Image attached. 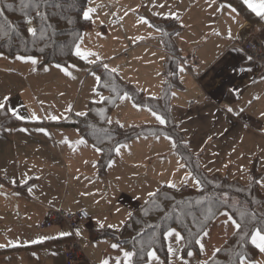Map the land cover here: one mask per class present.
<instances>
[{
	"label": "crops",
	"instance_id": "1",
	"mask_svg": "<svg viewBox=\"0 0 264 264\" xmlns=\"http://www.w3.org/2000/svg\"><path fill=\"white\" fill-rule=\"evenodd\" d=\"M210 4L211 6H209ZM222 4H230L235 8L228 1L215 0L213 3L212 0H194L190 5L182 8L179 19L168 15V18L176 20L179 25V30L174 36L176 48L174 53L165 48L162 31L160 32L164 47L161 50L164 52L161 63L162 75L161 79L155 83L157 87L154 86L153 91L149 92L148 96L159 97L162 94L168 62H176L178 68L183 65L185 71L180 73L178 70V83L172 87L168 100V117L151 106L146 105V107L155 110L167 120L166 125L161 126L163 132L152 133V136L159 140L160 144L153 151V157L156 154H166L168 148L169 151L173 152L177 162L186 165L179 173L180 183L177 186H181V179L185 173L192 171L176 147H172V142L165 138L172 137L164 131L169 123L177 125L183 132L189 145L188 149L198 158L201 166H203V162L206 164L208 161L218 165L219 159L224 155L227 159L232 158L237 167H241L244 163L250 164L256 155L258 157L264 155V116L261 115L264 113V67L253 62L252 59L249 60L248 57L251 55L242 49L240 43L244 39H257L262 43L264 50V19L256 16L252 11L255 17L245 18L236 8L235 13L231 12L229 8L217 11ZM229 29L231 30V38L228 35ZM217 32L219 35L215 34ZM96 68L98 69V66ZM172 93H175V96ZM129 96L133 98L130 94ZM227 107L233 108L234 111L228 113ZM240 109L243 111L241 112ZM173 112L180 114V117H174ZM155 122L157 121L155 120ZM21 123L22 121L13 125L2 126L0 133H3V129L7 127H10L11 131H15L16 125ZM49 129L54 136L64 135L66 137L68 133L70 135L72 133L75 138H83L87 141L86 146H78L80 149L77 148L69 160L68 165L72 167V171L68 174L67 189H71L72 194L65 196V198L70 196L68 206H61L59 209L66 211L87 210L83 204L74 205L79 200L84 202L91 208L92 212L96 213V216L90 215V220L84 223L86 229H84L85 233L82 234L85 239L82 240H85L86 245L88 242L89 248L95 246L96 249H99L107 245L111 247V244L119 241L108 237L91 238L90 231L94 228H100L95 223L101 222L97 215L108 220L104 225L114 224L118 219H126L121 225L122 227L132 213L149 198L148 193L156 192L161 186L167 185L174 173L169 174L167 167L164 168V172H159L156 175L146 172L138 174L136 172L135 168L139 163L128 161L124 151L141 149V144L146 139L139 138L141 135L125 141L126 143L130 142L128 147L122 148L119 155L115 152L114 157L110 160L114 161L113 166H107L105 172L102 173L98 164L101 153L97 155L96 159L89 161L87 150L93 142L85 138L78 128L69 126L67 128ZM162 134L163 136H161ZM208 136H212L213 139L208 141ZM3 137L0 135V149L6 142ZM58 141L61 140L55 138V143H53L55 147H58ZM163 146L165 148H162ZM65 147L67 146L65 145ZM233 148L236 149L235 152H232ZM213 153H218V155H213ZM243 156H247V159L238 161ZM263 168L264 166L259 167V169ZM255 172L257 173L256 170ZM263 175L264 173L261 172L259 177ZM3 182L5 183L4 179L1 180L0 184ZM188 185L195 188L191 182ZM0 196L12 202L10 207L14 208V211L24 199L34 201L42 209V217L48 214L51 209L31 194L25 195L21 191L18 192V188L14 185H11L10 188H0ZM41 223L36 228L26 224H16L10 222L9 213H0V242H2L0 245H5L0 249L17 248V251L0 253V264H66L68 246L73 242L84 246L76 231L66 236L61 235V233H69L68 230H62L55 226L41 231L40 229L44 228ZM81 230L83 231V229L78 230L80 234ZM228 237L222 242L224 243ZM11 238H14L12 241L14 243H8ZM2 239L7 241H2ZM213 242L214 240L211 243ZM8 244L18 245L6 246ZM25 244L34 245L18 248ZM122 245L128 248L125 244ZM213 246L217 245L210 246L209 250L212 251ZM83 252L85 261L81 264H98L93 263L87 257L85 247ZM37 253L41 255L38 261L32 257V254ZM95 260L99 261L98 259ZM253 260L255 261V259Z\"/></svg>",
	"mask_w": 264,
	"mask_h": 264
},
{
	"label": "rangeland",
	"instance_id": "2",
	"mask_svg": "<svg viewBox=\"0 0 264 264\" xmlns=\"http://www.w3.org/2000/svg\"><path fill=\"white\" fill-rule=\"evenodd\" d=\"M193 1L94 0V4L89 6L102 5V7L96 8L90 27L83 32L82 50L99 53L102 58V63L108 64L109 68H118L121 83L132 85L142 91L144 95L148 96V93L152 92L154 86H156V81L161 79V63L164 57V52L161 51L164 49L160 38L161 29L155 23L160 18H168V15L173 12L179 16L182 13V8L190 5ZM160 4H164L165 7H158ZM140 17H144L148 23H141ZM173 28L175 27L171 25L168 30L171 31ZM97 33L100 35H97ZM141 37L143 39H140ZM2 54L0 56V99H2L3 95L8 94L11 96L10 104L12 106L19 107L22 104L26 105L25 108H21L20 110L28 118L23 120L21 124L16 125L17 129L15 131H8L7 129L10 127H7L3 129V133H0L6 141L3 144V148L0 149V182L4 179L5 183L3 182V187L10 188L13 185L11 184V180L15 178L17 184L14 186L18 188V192L21 191L25 195H28V188L31 187L33 191L29 194L34 196L35 199L43 201L51 209L58 210L61 206L67 207V204L70 202V196L66 198L65 196L72 194L71 189H67L68 174L72 171V167L68 163L74 152L68 147H65V145L60 144L59 141L58 147H55L53 144L55 143V138L62 140L65 136H54L49 128H67L69 127L67 123L75 120L76 112H87L91 104L100 106L108 100H100L101 96L109 98L110 92L108 93L101 89L99 87L100 83L97 84L89 74V70H93L96 71L97 75H100L96 68L99 65L80 64L77 61L65 64L69 66V70L72 72V76L70 77L55 68L54 65L56 63H45L40 56H34L37 58L38 63L31 65L30 63L18 61L15 58L21 54ZM72 65H75V68H72ZM45 68H48V71H45ZM93 88L96 89V92H93ZM61 93H63L62 96L60 95ZM133 102H135L133 98L123 102L117 100L109 113V118L112 121L119 120L120 123L129 129L163 126L155 122V118L148 113L147 109L150 107L140 105V110H137L133 107ZM69 104L72 106V111L65 112ZM32 112H35L39 119L32 120L30 118ZM49 115L63 116L67 117V119L61 118L58 121H52L47 118ZM173 116L179 118L180 114L173 112ZM20 128H27L28 131L20 132L18 131ZM41 128H46L45 130L51 135L47 136L44 132L38 131ZM140 135L139 138H146L141 144L142 148L124 151V155L128 161L139 163L135 168L136 172L138 174L146 172L151 175H156L159 172H164V168L167 167L169 174L174 173L169 180L179 184V173L182 170L177 171L178 162L173 152L167 148L166 154H156L153 157V151L160 146L159 140L154 138L152 133H143ZM66 137L72 141L78 140L72 133L71 135L68 133ZM128 144L130 142H123L120 145ZM162 148H165V146ZM87 152L89 161L97 158L98 154L93 150L92 146L89 147ZM246 159L247 156H243L238 161H245ZM219 161L220 163L218 165H215L211 161L206 162V164L203 162L202 167L206 168L209 174L234 176L244 184L249 183L247 177L252 176L255 170L258 173L256 176L257 179L260 178L259 175H261V172L264 173V168L259 169V167L264 166V155L260 157L256 155L252 158L250 164L244 163L243 167L246 169L244 173L239 170L241 167H237L232 158L227 159L223 155ZM224 164H228V167L224 168ZM22 173H27L28 177H30L26 185L19 183L23 178ZM36 177H40V179H36ZM262 191L264 192V188H262ZM11 203L9 199L0 196V213H9L10 222L12 221L13 223L21 225L26 224L36 228L47 217V214L43 217L41 216L42 209L34 201L24 199L15 208V211L14 208L10 207ZM78 204H83L89 215L96 216V213L92 212L91 208L84 202L79 200L74 205L77 206ZM68 209L72 210L70 208ZM97 217L101 219L103 224L108 221L104 220L102 218L103 216L97 215ZM223 219L225 218L220 217L219 220L209 223L210 235L204 241L207 255H210L212 252L209 250L210 246L216 244L218 247H221L222 241L232 233V229L229 228L227 236L225 235L221 224ZM125 220L123 218L121 220L118 219L112 224L115 225L112 229L121 227ZM95 223L98 224L97 222ZM54 226L62 230L66 229L69 233L74 232L68 223L56 224L40 230L51 229ZM80 229H83V231L81 230L79 238L84 244L82 247H85L87 250V257L93 263L100 264L99 261L109 259L110 264H112L113 258L119 255L118 250H113L108 245L99 249H96L95 246L89 248L88 242L86 245L85 240H82L85 239L82 234L85 233V224H82L75 231L77 232ZM13 239L11 238L8 243H14L12 242ZM213 240L214 242L211 243ZM2 241L7 240L2 239ZM12 245L17 246L18 244H8L6 246ZM33 245L25 244L18 248L31 247ZM125 248L128 249L127 247ZM16 249H7L6 252L17 251ZM191 250L195 253L193 257H187L186 251L181 253L184 259L189 260V264H197L198 260L206 258L198 250ZM32 257L38 261L41 255L38 253L32 254ZM66 259V264H71ZM161 259H164L165 264H167L166 258L161 257ZM255 261L257 264H263L264 253H259ZM176 264H179V261Z\"/></svg>",
	"mask_w": 264,
	"mask_h": 264
},
{
	"label": "trees",
	"instance_id": "3",
	"mask_svg": "<svg viewBox=\"0 0 264 264\" xmlns=\"http://www.w3.org/2000/svg\"><path fill=\"white\" fill-rule=\"evenodd\" d=\"M222 1L230 2L245 18L251 19L255 17L251 10L243 3V0ZM56 2L57 0H48V3L42 6L41 11L47 14V19L41 20L35 16V11L33 9L36 0H25L27 7L21 4V0H0V29H2V31H0V37H3V31L8 32L7 37L0 38V53L40 56L45 63L54 62L68 64L77 61L80 64H85L86 62L72 54L70 48L73 45V41L76 40L77 34L82 37L83 32L91 25V20H84L78 15L81 4L86 3V0H63V8L53 7L52 5ZM28 15L33 17L31 26L37 28L36 36H31L27 32L28 25L25 21ZM69 20H71L72 23H69ZM155 25L162 31L165 48L169 52L174 53L176 50L174 36L179 30L177 21L170 18H160ZM171 25L175 28L169 31L168 28ZM72 50L74 51V49ZM98 69L102 77L99 87L108 93L110 92L108 100L100 106L91 104L86 112V116H76L75 120L67 123V125L78 128L82 135L93 142V144L99 143L97 137L104 135L101 129L107 131L111 135V140L105 138L104 143L100 144V147L103 148V152L101 153L98 164L101 172L104 173L109 161L115 155L114 147L119 143L128 141L143 133L159 134L163 132V128L158 126L129 129L125 127L120 128L116 123L108 124V114L115 104L111 102L115 97V93L111 91V87L114 86L118 89L120 94L124 92L129 93L138 104L151 106L159 113H163L164 116L168 117L167 106L171 89L178 83V64L173 61L166 64V81L162 94L159 97H149L144 95V93L136 87L121 83L118 73L109 74L101 65L98 66ZM106 83H109L110 86L104 87ZM101 111L104 113L103 117L100 115ZM19 122H21V120L12 118L10 114L5 115L0 112V127L13 125ZM164 131L176 141V150L181 154L193 175L211 182L205 185L206 193L212 192L213 190L220 191L221 189L219 188L214 189V186L221 185L223 190L228 191L230 196L234 199L241 203L247 202L246 206L249 208L259 207L258 205H253L251 203L252 200L264 203V192L254 181L244 184L234 176L209 174L206 168L201 166L198 158L190 152L188 148H185L183 143L186 142L185 136L177 125L169 123L167 129ZM257 175L258 174L254 171L252 175L254 180L257 179ZM177 187L179 189L178 191L168 188L167 185L161 186L157 190L158 195L155 198H148L142 203L121 228H94L90 231L91 238H112L125 244L130 249L133 238L137 237L138 234L147 237L153 231H159V228H157L158 225L160 228H163L165 223L173 227H178L174 219H168L167 221L164 219L165 212H168L170 216L179 214L182 209L186 210L187 206L181 205L177 207L175 213L171 211L172 206L176 204L177 201L194 200L198 198L199 193L188 184L186 186L181 185ZM237 189L242 190L237 191ZM168 197H173V199H168ZM190 226L192 225L190 224ZM193 230L195 231L196 228L193 227ZM233 244L234 238L230 235L221 247ZM7 249H15V247L0 249V253L6 252ZM259 253V250L255 249L253 246L247 247V255L250 259H255ZM159 255L166 258V253L164 251H160ZM217 259L225 261V264H227V256L224 252L219 253Z\"/></svg>",
	"mask_w": 264,
	"mask_h": 264
},
{
	"label": "snow or ice",
	"instance_id": "4",
	"mask_svg": "<svg viewBox=\"0 0 264 264\" xmlns=\"http://www.w3.org/2000/svg\"><path fill=\"white\" fill-rule=\"evenodd\" d=\"M212 2L214 3L215 0H212ZM47 3L48 0H36V3L33 5L35 16L40 18L41 20L47 19V14L41 11L42 6ZM243 3L256 16L260 17L261 19H264V0H243ZM21 4L27 7V5L25 4V0H21ZM93 4L94 0H86V3L81 4L80 12L78 13V15H80L84 20H92V16L96 12V8L102 7V5L89 6ZM52 6L63 8L64 2L63 0H57V2ZM209 6H211V4ZM158 7L163 8L165 7V5L160 4L158 5ZM223 8H229L233 13L236 12V9L233 8L230 4L220 5V8H218L217 11H220ZM125 15H127V13H125ZM170 15L175 17L176 19H179V16L174 12L170 13ZM25 22L28 25L27 32L31 36H36L37 28L31 26L33 23V17L31 15H28L26 17ZM68 22L72 23L71 20H69ZM140 22L148 23V21L144 17H140ZM0 31H2V29H0ZM215 34L219 35V32ZM97 35L100 34L97 33ZM177 35L179 34L177 33ZM228 35L229 38H231L230 29L228 30ZM7 36L8 32L3 31V37ZM140 39H143V37H141ZM81 45L82 37L77 34L76 40L73 41V45L70 48V51H72L73 55H75L80 60L86 62L88 65H102L103 69L109 74L118 73L117 67L109 68L108 64L102 63V58L99 53L88 50H82ZM72 49H74V51ZM2 55L3 54L0 53V56ZM15 58L18 61L30 63L31 65H36L38 63L37 58L31 55L21 54L17 55ZM248 59L251 60L252 57L249 56ZM54 67L62 71L66 76H72V72L69 70V66H62L60 63H56ZM71 67L75 68V65H72ZM44 70L48 71V68H45ZM178 70L180 73H183L185 71V68L183 65H180ZM89 74L94 78V81L97 84L101 82L102 77L101 75H97L96 71L89 70ZM109 86V83L104 84V87ZM111 91L115 93V97L111 100L112 103H115L117 99L122 102L131 99L127 92L120 94L118 89H116L114 86L111 87ZM93 92H96L95 88H93ZM60 95L62 96L63 93H61ZM97 95H99V93H97ZM172 95L175 96V93H172ZM105 99L108 98H105L103 96L100 97L101 101H104ZM255 99H258V97H255ZM10 101V95H3L2 99H0V112L4 113L5 115L10 114V116L12 118H15L16 120H26L28 117L23 115L20 110L21 108H25L26 105L22 104L19 107H16L12 106L10 104ZM249 103H251V101H249ZM133 107L137 110H140L141 106L134 103ZM71 111L72 106L71 104H69L68 107L65 109V112ZM147 111L152 117L155 118V120L160 125H166L167 120L164 116L158 114L155 110L151 108H148ZM226 111L228 113H232L234 110L231 107H227ZM240 111L242 112L243 109H240ZM75 115L81 117L86 116L87 113L81 111L76 112ZM100 115L102 117L104 116L103 111L100 112ZM261 115L264 116V113H261ZM30 118L32 120L39 119L35 112L31 113ZM47 118L52 121H58L61 118L67 119V117L57 115H49ZM107 123L112 124L113 121L110 118H107ZM115 123L119 125L120 128L124 127L123 124H120L119 120L115 121ZM7 130L11 131V129ZM18 131L27 132L28 129L20 128L18 129ZM38 131L44 132V134L47 136L51 135L43 128L38 129ZM101 131L104 133V135L97 137L99 143L92 144V148L97 154L103 152V148L100 147V144L104 143V139L107 138L111 140V135L107 131L103 129H101ZM165 138L169 139L172 142L173 148L176 147V141L173 140L172 137ZM212 139V136H208L207 138L208 141H211ZM59 143L62 145H66L72 152H75L78 146L87 145V141L83 138L72 141L65 137L64 139L59 141ZM183 143L185 148L189 147L187 142ZM126 147L128 146L118 145L114 147V151L117 153V155H119L121 152V148ZM201 151H203V149H201ZM235 151L236 149L233 148L232 152ZM213 155H218V153H213ZM229 155H231V153H229ZM113 164L114 161H109L108 167H112ZM185 166L186 165L184 163L178 162L177 171L185 168ZM223 167L227 168L228 164H224ZM239 170L242 173L246 172V169L243 166H241ZM209 171H211V169H209ZM22 177L23 178L19 181V183L21 185H26L30 177H28L27 173H22ZM36 179H40V177H36ZM247 179L249 182L254 181L257 185L264 188V176L255 180L252 176H248ZM189 182H191V184L195 187L197 193H199L198 198L194 200L188 199L177 201L176 204L172 206L171 211L173 213L176 212L177 207L181 205L187 206L186 210L182 209L181 212L177 215L170 216L168 212H165L164 214V219L166 221L168 219H174L178 227H173L165 223L163 228H160V226L158 225L157 228H159V231H153L147 237H143L138 234L137 237L133 238L130 249H126L119 242L111 244V248L118 250L119 252V255L113 258L112 264H165V260L161 259V256L158 254L160 251H164L166 253L167 264H176L177 261H179V264H189V260L184 259L181 253L186 251L187 257H193L195 254L191 250L193 248H196L201 255L206 256L205 259L198 260L197 264H225V261L217 259V255L221 252H224L227 256V264H257L256 261L248 257L247 247L253 246L255 249H258L260 253H264V203H261L257 200H252L251 203L253 205H258L259 207L249 208L246 206L247 202L241 203L240 201L234 199L230 196L228 191L223 190L221 185L214 186V189L219 188L221 189L220 191L213 190L212 192L206 193L205 185L211 182L207 181L204 178L194 176L192 172H186L181 179V185L186 186ZM11 184L16 185L17 180L13 178L11 180ZM2 187L3 185L0 184V188ZM167 187L170 189H176L177 191L179 190L177 184L172 180H169L167 182ZM241 190L242 189H237V191ZM28 191L29 193H31L33 189L29 187ZM157 195L158 191L148 193L149 198H155ZM168 199H173V197H168ZM220 217L225 218L221 221V224L226 236L228 234L229 228L232 229L231 235L234 238V244L227 245L224 247L213 246L211 255H207V250L204 241L210 235L208 227L209 222H215L219 220ZM97 223L99 224L100 228L105 227L103 223L99 221ZM190 224L192 226H190ZM107 227L114 228L115 225L108 224ZM193 227L196 228L195 231L193 230ZM76 234L80 235L79 231H77ZM61 235L66 236L70 235V233L64 232L61 233ZM0 247H4V245H0ZM100 264H110V261L109 259H103L100 261Z\"/></svg>",
	"mask_w": 264,
	"mask_h": 264
},
{
	"label": "built area",
	"instance_id": "5",
	"mask_svg": "<svg viewBox=\"0 0 264 264\" xmlns=\"http://www.w3.org/2000/svg\"><path fill=\"white\" fill-rule=\"evenodd\" d=\"M240 43L242 49L251 55L252 61L264 67V50L262 43L257 39H244L240 41ZM89 220L90 215L84 209H79L77 211L50 209L47 217L41 223V226L45 228L56 224L68 223L75 231L81 224L87 223ZM66 254L67 260L71 264H81L85 261L83 248L77 242H73L68 246Z\"/></svg>",
	"mask_w": 264,
	"mask_h": 264
}]
</instances>
